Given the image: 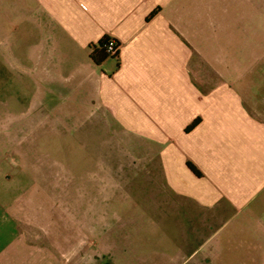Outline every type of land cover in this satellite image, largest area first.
I'll list each match as a JSON object with an SVG mask.
<instances>
[{"label": "crops", "instance_id": "obj_1", "mask_svg": "<svg viewBox=\"0 0 264 264\" xmlns=\"http://www.w3.org/2000/svg\"><path fill=\"white\" fill-rule=\"evenodd\" d=\"M250 1L235 8L253 14ZM226 9L225 0H32L11 9L24 20L10 38V72L24 81L10 89L8 114L0 109L13 148L0 152V264H213L223 252L204 230L229 222V238L249 239L242 252L264 264V71L254 76L253 54L243 55L251 21L220 22ZM228 30L239 32L233 42ZM106 38L119 56L96 64L91 54ZM48 127H119L132 144H164L151 169L167 194L132 202L129 186L120 203L106 201L105 215L89 217L94 243L51 241L50 220L40 227L32 202L19 206L18 192L34 187L28 167L13 162L30 158L21 145Z\"/></svg>", "mask_w": 264, "mask_h": 264}, {"label": "rangeland", "instance_id": "obj_2", "mask_svg": "<svg viewBox=\"0 0 264 264\" xmlns=\"http://www.w3.org/2000/svg\"><path fill=\"white\" fill-rule=\"evenodd\" d=\"M242 1L243 3L251 2L250 0ZM225 2L226 12L216 15L217 19H221L220 22L249 24L251 21L252 23L253 30L242 31V47L243 55L253 54V69L257 74L254 76L257 77L264 71V0H253V14L250 13L249 7L242 8L238 12L239 9L235 7H238L240 0H225ZM31 4L32 0H0V92L2 93L0 109L3 115L9 112L10 89L22 86L24 81L20 70L15 71L13 77L10 72V38L11 35L14 36L16 28L24 20L23 15L20 14L17 20L15 15L11 18V9L26 10L27 7H31ZM215 5L217 6L216 3ZM224 33L225 37L230 35L232 42L234 34H239L232 30ZM38 129L41 131L39 133L37 131L35 137L41 141L27 142L19 146L20 149L28 152L30 158H18L13 162L21 168L28 167L31 175L27 181L33 183L34 187L31 191L18 192L19 206L25 207V201H28L27 204L30 206L29 202H32L33 216L39 218L35 221L40 227L42 226L40 222L47 224L50 220L51 241L57 242L58 238L62 239L58 240L60 242L65 240L62 246L67 248L94 243L89 237V217L93 216L95 211L98 216L105 215L106 211L110 210L109 206H106V201L108 200L111 204L113 199V202L120 203L127 197L129 186L134 189L128 197L132 202L153 200L157 196L167 194L164 187L161 189L159 187L163 179L161 180V176L151 169L155 163H159V158L155 155L159 154L157 151L164 144L151 142L132 144L128 138L122 136L123 133L119 132V127ZM9 139L10 128H2L0 152L11 153L13 148ZM166 145L169 146L168 143ZM146 165L149 167V173L141 169ZM18 178L19 182L24 181L22 180L24 176L19 175ZM79 206H81L79 214L83 215L82 233L76 228L79 222H73V215H76ZM64 214L66 223L59 225L58 222ZM17 216L20 220L23 219V213L19 209ZM64 225L66 231L61 235L58 232ZM234 226L235 224L231 222L217 223L210 224L209 229L204 230V234L210 237L216 233L210 241L211 247L217 245L216 248L219 246L215 249L217 253L223 252L217 254L218 256L216 255L217 257L213 258L211 263L253 264V254L248 255L242 252L244 249L242 243H248L250 240L229 238ZM84 227H87V230ZM35 231L41 233L40 229L35 228ZM261 258L264 263V255Z\"/></svg>", "mask_w": 264, "mask_h": 264}, {"label": "trees", "instance_id": "obj_3", "mask_svg": "<svg viewBox=\"0 0 264 264\" xmlns=\"http://www.w3.org/2000/svg\"><path fill=\"white\" fill-rule=\"evenodd\" d=\"M104 44H105V39L102 40L99 44V48H95L91 54V58L93 59V61L96 64H100L102 63L106 58L110 57L104 50ZM199 123V120H195L191 125H189L186 128V132H190L191 130H193L197 124ZM187 166L189 167V169L191 171H193L196 175H200V173L198 172V170L195 168V166H193L191 163H188Z\"/></svg>", "mask_w": 264, "mask_h": 264}, {"label": "built area", "instance_id": "obj_4", "mask_svg": "<svg viewBox=\"0 0 264 264\" xmlns=\"http://www.w3.org/2000/svg\"><path fill=\"white\" fill-rule=\"evenodd\" d=\"M121 46L114 38H106L104 44L105 52L113 58H117L119 56Z\"/></svg>", "mask_w": 264, "mask_h": 264}]
</instances>
